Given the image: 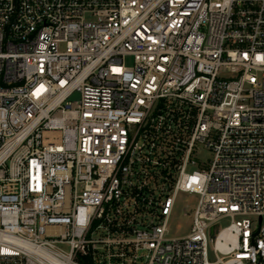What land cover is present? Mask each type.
Returning <instances> with one entry per match:
<instances>
[{
  "label": "built area",
  "instance_id": "obj_1",
  "mask_svg": "<svg viewBox=\"0 0 264 264\" xmlns=\"http://www.w3.org/2000/svg\"><path fill=\"white\" fill-rule=\"evenodd\" d=\"M216 263L264 264V0H0V264Z\"/></svg>",
  "mask_w": 264,
  "mask_h": 264
},
{
  "label": "rangeland",
  "instance_id": "obj_2",
  "mask_svg": "<svg viewBox=\"0 0 264 264\" xmlns=\"http://www.w3.org/2000/svg\"><path fill=\"white\" fill-rule=\"evenodd\" d=\"M80 95L76 93L71 99H79ZM204 159H209L211 157V151L204 149L202 152ZM197 199L196 196L191 194H182L177 199L173 214L171 216V221L169 225L168 235L171 237L180 236L187 234L191 229L193 210L196 207ZM230 219H223L216 223L215 228L221 229L222 227L228 225ZM68 249V247H66ZM217 259L215 253L213 252L212 245L210 244V261L214 262ZM220 264V263H216Z\"/></svg>",
  "mask_w": 264,
  "mask_h": 264
},
{
  "label": "bare ground",
  "instance_id": "obj_3",
  "mask_svg": "<svg viewBox=\"0 0 264 264\" xmlns=\"http://www.w3.org/2000/svg\"><path fill=\"white\" fill-rule=\"evenodd\" d=\"M222 235H225L227 238H229L232 241L235 240V236L228 231L223 232Z\"/></svg>",
  "mask_w": 264,
  "mask_h": 264
},
{
  "label": "water",
  "instance_id": "obj_4",
  "mask_svg": "<svg viewBox=\"0 0 264 264\" xmlns=\"http://www.w3.org/2000/svg\"><path fill=\"white\" fill-rule=\"evenodd\" d=\"M262 221V217H260V222Z\"/></svg>",
  "mask_w": 264,
  "mask_h": 264
}]
</instances>
